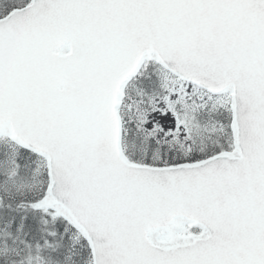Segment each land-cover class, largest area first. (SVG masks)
Masks as SVG:
<instances>
[{
	"label": "snow or ice",
	"instance_id": "1",
	"mask_svg": "<svg viewBox=\"0 0 264 264\" xmlns=\"http://www.w3.org/2000/svg\"><path fill=\"white\" fill-rule=\"evenodd\" d=\"M0 264H264V0H0Z\"/></svg>",
	"mask_w": 264,
	"mask_h": 264
}]
</instances>
